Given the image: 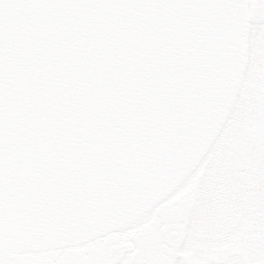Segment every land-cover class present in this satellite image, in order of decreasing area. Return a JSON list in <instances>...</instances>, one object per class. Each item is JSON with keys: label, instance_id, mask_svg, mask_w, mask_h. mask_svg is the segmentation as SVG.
I'll list each match as a JSON object with an SVG mask.
<instances>
[{"label": "water", "instance_id": "obj_1", "mask_svg": "<svg viewBox=\"0 0 264 264\" xmlns=\"http://www.w3.org/2000/svg\"><path fill=\"white\" fill-rule=\"evenodd\" d=\"M248 0H0V264L142 215L199 165L245 69Z\"/></svg>", "mask_w": 264, "mask_h": 264}, {"label": "flooded vegetation", "instance_id": "obj_2", "mask_svg": "<svg viewBox=\"0 0 264 264\" xmlns=\"http://www.w3.org/2000/svg\"><path fill=\"white\" fill-rule=\"evenodd\" d=\"M250 12L252 27L248 67L249 69L252 67L254 70L245 73L242 89L245 92L248 90L258 91L264 97V83L263 86L260 85L264 77V0H261V4L256 6L254 11L250 6ZM254 72L259 73L256 85L254 78L250 76ZM255 131L257 134V166L252 175L243 179V188L233 191L231 172L228 163L225 164V177L229 184V191L226 192V195H228L227 199L229 198L231 205L230 207L228 205L222 218L227 223L242 220L243 212L240 214L237 212L232 199H236L235 204L244 198L248 202L246 195L254 184L259 204L257 208L262 212L264 218V124L258 125ZM214 154H217L216 146L211 150V157ZM202 201L165 198L127 225L79 245L82 246L79 253L87 260L85 264H210V259L205 262L193 261L192 258L189 262L185 261V256L191 252H196L195 255L198 259L204 260L206 251H211V203L206 201L202 204ZM232 210L235 211L233 217L230 215ZM203 217L206 218L204 223L208 228L206 232L200 228ZM169 240L179 245H172ZM54 252H47L49 259L54 260L52 257ZM37 256L41 257L43 254H37Z\"/></svg>", "mask_w": 264, "mask_h": 264}, {"label": "rangeland", "instance_id": "obj_3", "mask_svg": "<svg viewBox=\"0 0 264 264\" xmlns=\"http://www.w3.org/2000/svg\"><path fill=\"white\" fill-rule=\"evenodd\" d=\"M249 2L253 11L261 4V0ZM254 16L257 18L256 14ZM251 70L254 68L247 67L245 72L250 73ZM250 76L254 78L256 85L259 73L254 72ZM263 83L264 77L260 85L263 86ZM261 123L264 124L263 95L255 90L245 92L242 89L231 116L216 142L217 154L211 157L210 152V157H206L184 183L170 194L171 198L203 200L202 204L206 201L211 203V234L208 233L211 235V251H206L204 260L198 259L196 252H191L185 256V261L189 262L192 258L193 261L199 262L210 259V264H264V218L257 208L259 204L255 195L256 185L249 188L246 195L248 202L244 198L239 204H233L237 211L243 210L242 220H238L236 224L224 222L222 218L226 206L231 205L226 195L229 184L226 182L225 164L228 163L231 172L233 191L243 188V179L252 175L257 166L256 141L248 133L250 130L255 131ZM234 212L232 210L230 213L232 217ZM205 221L206 218L203 217L200 227L203 232L208 230L204 225ZM81 247L78 245L54 250L52 257L62 264H85L87 260L79 253ZM41 257L47 258L49 254L46 252Z\"/></svg>", "mask_w": 264, "mask_h": 264}]
</instances>
